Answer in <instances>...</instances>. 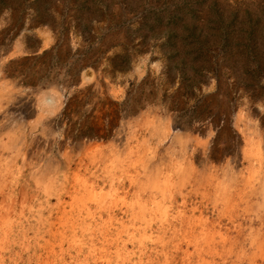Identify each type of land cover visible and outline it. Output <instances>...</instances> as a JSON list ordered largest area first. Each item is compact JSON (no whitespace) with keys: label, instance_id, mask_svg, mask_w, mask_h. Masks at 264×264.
I'll return each mask as SVG.
<instances>
[{"label":"rangeland","instance_id":"374dc122","mask_svg":"<svg viewBox=\"0 0 264 264\" xmlns=\"http://www.w3.org/2000/svg\"><path fill=\"white\" fill-rule=\"evenodd\" d=\"M157 125L177 130L180 141L163 143L169 161L182 146L196 175L215 179L230 162L242 179L250 145L264 160V0H0V131L62 139L69 128L108 151L152 146ZM161 156L132 155L128 171L163 172ZM198 202L189 194L186 210ZM245 206L233 215L243 228Z\"/></svg>","mask_w":264,"mask_h":264},{"label":"bare ground","instance_id":"6f19581e","mask_svg":"<svg viewBox=\"0 0 264 264\" xmlns=\"http://www.w3.org/2000/svg\"><path fill=\"white\" fill-rule=\"evenodd\" d=\"M31 131H0V264H264V160L259 146L243 150L249 168L242 179L230 162L213 179L196 175L182 146L169 161L164 141H180L169 125L152 127V146L121 145L108 151L90 139H71L69 128L62 139L52 128ZM27 135L33 137L29 144L37 155L26 148ZM146 150L163 155L165 171L155 169L153 175L144 164L142 175H131L129 157ZM252 156L257 159L254 168ZM97 169L105 173L100 180ZM189 185L192 192L185 191ZM189 194L200 205L186 210ZM242 201V213L249 217L244 228L235 224L239 214L233 217ZM254 219H260L257 226Z\"/></svg>","mask_w":264,"mask_h":264}]
</instances>
